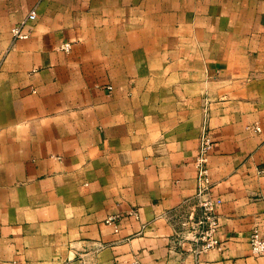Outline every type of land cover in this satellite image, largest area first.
I'll use <instances>...</instances> for the list:
<instances>
[{"label": "crops", "instance_id": "crops-1", "mask_svg": "<svg viewBox=\"0 0 264 264\" xmlns=\"http://www.w3.org/2000/svg\"><path fill=\"white\" fill-rule=\"evenodd\" d=\"M134 3L0 0V264H264V0H158L151 28ZM203 128L222 203L200 253Z\"/></svg>", "mask_w": 264, "mask_h": 264}, {"label": "built area", "instance_id": "built-area-1", "mask_svg": "<svg viewBox=\"0 0 264 264\" xmlns=\"http://www.w3.org/2000/svg\"><path fill=\"white\" fill-rule=\"evenodd\" d=\"M36 19L35 11H31L25 20L14 25L11 28L12 37L14 39H26L30 35L29 24ZM69 44L63 46L64 50H68ZM111 89V87H108ZM258 129V128H256ZM213 146V140L207 130L203 128L200 137V145L195 160L197 170V207L200 215L195 218L194 213L189 216L188 234L187 236L196 243L197 252H206L217 248L220 245L218 240L219 214L218 209L221 206V199L212 196L209 172L207 168L208 155ZM115 217H109L107 223L114 224ZM117 230V229H116ZM253 253L259 256L264 255V240L254 232L250 238Z\"/></svg>", "mask_w": 264, "mask_h": 264}, {"label": "rangeland", "instance_id": "rangeland-1", "mask_svg": "<svg viewBox=\"0 0 264 264\" xmlns=\"http://www.w3.org/2000/svg\"><path fill=\"white\" fill-rule=\"evenodd\" d=\"M142 1H143L144 4L143 3L142 4H139V3L136 4V3H134V11H138V12L140 11V12H142L143 13V16H144L143 19L141 20V21L144 22L143 27H149V28H151V27L154 26V23L153 22L156 21V18H149L148 13L151 10V6H154L156 8V4H158L157 3L158 0H142ZM133 21H134V27H136V26L139 25L138 23L140 21L137 18L135 19V17H134V20ZM153 37H155V36L148 35V34H145L143 36V38H145V39L148 38L150 40H152ZM165 53L167 54L168 52H165ZM233 53H236V52H233ZM222 54H223L222 51H212V56L215 59V60H213L214 64H216L217 62H218L217 64H221V62H219V61L220 60L222 61ZM133 55H134V60H135V57H137V56H140V57H143L144 55L147 56L148 57V60H146V64L145 65L146 66H150V68L152 70L156 69V66L155 65L157 63H156L155 60H157L158 52H156L155 50L154 51H150V53H147L145 51H140V50H134L133 51ZM161 59H163V58H161ZM134 67H135V62H134ZM165 70H167V68ZM197 154H198V151H197ZM107 224H109V223H107ZM114 224H116V223L114 222Z\"/></svg>", "mask_w": 264, "mask_h": 264}]
</instances>
